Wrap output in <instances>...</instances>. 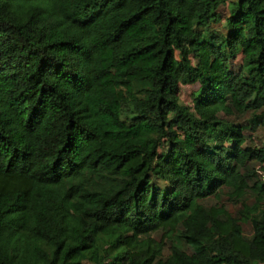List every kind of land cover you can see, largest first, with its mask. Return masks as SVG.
Here are the masks:
<instances>
[{"label": "trees", "instance_id": "1", "mask_svg": "<svg viewBox=\"0 0 264 264\" xmlns=\"http://www.w3.org/2000/svg\"><path fill=\"white\" fill-rule=\"evenodd\" d=\"M225 1L0 0V264H264V0Z\"/></svg>", "mask_w": 264, "mask_h": 264}, {"label": "rangeland", "instance_id": "2", "mask_svg": "<svg viewBox=\"0 0 264 264\" xmlns=\"http://www.w3.org/2000/svg\"><path fill=\"white\" fill-rule=\"evenodd\" d=\"M232 0H226L224 5L219 9V15L221 16V23L215 25L213 28L215 29V32L218 35H227L228 34V30L225 27V22L227 20V18L229 17L230 14V3ZM242 64V56L240 55L236 60H234L232 62V69L235 71H238L241 67ZM199 85H191V86H186L183 87L181 90V98L182 101L188 105V106H192L193 105V94L197 92V90L199 89ZM249 118H246L245 121H247ZM249 135H252V138L254 140L255 145L258 148H261L264 146V128L261 127L259 128L256 132H247ZM162 152H164V150H162ZM257 169H260V166L257 167ZM261 173V175L264 176V172L262 170L259 171ZM264 180V178H263ZM254 201L253 198H251L249 200V204H252ZM215 204L214 201H211L208 203V205H212ZM229 209L232 213L236 214L239 209L241 208V205L239 206H233V205H228ZM244 232L246 234V236L250 237L252 236L253 230L252 227L250 225H246L244 227ZM156 240L160 239V235H154ZM181 244L183 245V247L185 248V250H187L188 252H193V249L186 246L183 242H181Z\"/></svg>", "mask_w": 264, "mask_h": 264}]
</instances>
